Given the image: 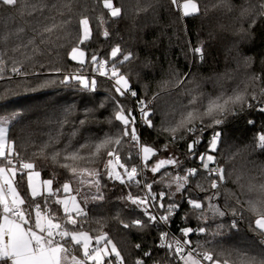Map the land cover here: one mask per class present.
Returning a JSON list of instances; mask_svg holds the SVG:
<instances>
[{
	"label": "trees",
	"instance_id": "obj_1",
	"mask_svg": "<svg viewBox=\"0 0 264 264\" xmlns=\"http://www.w3.org/2000/svg\"><path fill=\"white\" fill-rule=\"evenodd\" d=\"M114 3L122 8L120 18L110 17L107 10L103 9L102 3L98 4L96 0H86V5L85 0H79L75 6L76 18L72 19L71 25L66 26L61 33L59 44L62 46L48 54H38L25 66V71L29 75L15 76L6 73L5 78L0 79V116L20 114L9 126L8 140L15 143V151L21 160L35 163L34 169L40 173L42 179L53 180L54 188L61 187L64 182L73 184L76 179H71L68 172L54 165L50 159L38 155L41 146L48 141L49 134L62 131L61 142L57 145L58 148H62L68 143L71 133L77 129L78 134L73 140L74 146L86 140L103 138L105 133L115 131V124L109 123L114 108L109 98L121 97L115 93L114 85L110 82L100 83V75L97 74L98 71H94L95 66L90 62L94 53H100L98 60L106 58L107 61L116 63L120 71L129 77L138 97L143 93L153 95L162 80H174L173 73L179 76L189 73L188 79L194 83H187L188 88L199 84L202 91L213 92L214 89L219 90L221 86L231 89L241 81H246L252 73L264 69V19L257 16L256 23L250 27L252 17L240 15L242 6H248L258 12L259 0H247V4L245 0H232L234 7L231 11L215 7L217 0H198L201 13L185 18H181V11L171 4L170 0H114ZM149 4L153 7H148ZM85 6L87 11H84ZM145 8L147 11H144ZM80 12L90 17L92 28V38L79 45L87 54L83 65L71 60L68 55L71 47L77 45V21ZM101 15L104 16V23L99 20ZM60 19L61 17L57 16V22ZM5 22L10 29L21 23L18 17L9 20L8 10H3L0 11V33L4 30ZM104 31L109 33L107 37L103 35ZM189 42L192 46L203 42L205 54L202 62L199 56L194 57L189 51ZM117 45L122 52L116 58H112L110 51ZM11 46L10 42L9 47ZM128 52L133 53V59L120 64L119 61ZM249 57L250 66H246L245 61ZM57 68L60 72L55 71ZM76 70L87 75L91 73L95 75V91L81 89L74 81L68 84L60 82L65 75ZM105 83H108L105 85L109 89L108 92L99 90ZM261 86L259 83L255 85L257 92ZM184 93V88H177L171 90V95L162 96L152 117L155 129L140 128L142 141L157 148L166 142L163 134L158 135L161 131V120L158 116L171 110L170 102L187 103ZM102 102L105 104L103 108L99 107ZM122 102L128 107L127 99H123ZM82 120L85 121L83 125L80 124ZM249 120L254 121V124L250 125ZM212 130L208 128L204 133L199 152L206 149ZM215 130L221 132V143L218 145V152L211 154L215 155L218 164L225 168L226 179L214 190L210 187V179L201 171V174L192 180L191 190L184 193L183 199L177 194L176 199L181 207L168 227L179 237L181 233L178 229L181 227L194 229L205 227L207 229L205 233L193 232L188 239L191 241V247L197 251L213 252L214 259L216 253L222 249L225 251L249 249L254 253L259 251L258 236L252 230L255 217L248 211L247 201L255 199L259 193L249 192L248 184L252 177H257L254 183L261 182L258 178L259 169L255 166L264 164V151L255 147V137L258 133L264 132V112L255 106L239 116L229 117L225 124ZM176 145H179L183 152L177 151ZM176 145H173L172 149L183 161V168H199L198 159L186 157V143L181 141ZM120 155L123 162L127 160L128 145L121 148ZM14 162L17 163L15 159ZM96 163L102 169L100 160ZM183 168L180 169L181 174ZM168 171L174 170L169 167ZM25 172L19 169L14 182L18 185L21 195H28V199L31 200L27 193ZM238 176L241 177L240 184L244 185L243 190L235 182ZM147 177L151 182L150 172L147 173ZM156 178L159 179V174H156ZM197 183L200 187L196 186ZM101 186L105 196L102 201L89 199L85 204L82 195L77 196V201L85 213L76 218L78 230H85L93 237L92 245L95 244L97 235L106 234L117 245L127 264H133L144 251L149 250L152 251V258L147 264L164 259L165 250L157 247L160 227L140 230L134 226L129 228L123 226L125 223L131 224V221L137 218H143V214L141 209L130 202L125 203L120 198L126 196L129 191L134 195H142L141 188L135 185L128 188L106 177L101 180ZM153 191L168 192L169 189L155 184ZM213 192H219V195L212 203L225 210L224 216L213 215L208 211L207 198ZM62 193L61 190L58 197ZM232 193L239 196L240 204L236 203ZM189 196L199 199L204 204L206 220L196 218L198 214H194L186 203ZM55 199L56 197H52L49 204L53 210L59 209L55 213L60 218L57 222H63L64 213L60 205L54 204ZM36 202L41 204L43 210L44 198L37 197ZM168 202L166 196L165 204ZM233 209L236 210L235 216L232 214ZM157 211L163 213L162 209ZM233 221L237 224L236 228L231 227ZM214 233L219 234L213 235ZM138 244L140 248L136 247ZM232 258H235V253Z\"/></svg>",
	"mask_w": 264,
	"mask_h": 264
},
{
	"label": "snow or ice",
	"instance_id": "obj_2",
	"mask_svg": "<svg viewBox=\"0 0 264 264\" xmlns=\"http://www.w3.org/2000/svg\"><path fill=\"white\" fill-rule=\"evenodd\" d=\"M79 0H0V11L8 10V19L15 20L17 17L21 23L14 29L8 28L7 22L4 30L0 33V79H4L6 73L15 76H27L25 66L30 63L38 54L44 55L61 47L59 44L61 33L66 26L71 25L72 19L76 18L75 6ZM102 3L103 9L112 18L122 16V8L116 6L114 0H96ZM182 14L181 18L192 17L201 13L198 0H170ZM247 4V0H245ZM86 5V0H85ZM148 7H153L149 4ZM215 7L224 8L231 11L234 7L232 0H217ZM258 12L248 6H242L241 17H252V24L256 23V17L264 19V0H259ZM85 6L84 11H87ZM139 12V9L137 10ZM147 11V8L144 9ZM57 16L61 17L57 22ZM77 21V45L71 47L68 53L71 60L79 61L81 65L85 62V51L79 46L85 44L92 38V28L90 17L83 12L78 14ZM104 23V16L99 17ZM107 37L109 33L104 31ZM55 37V39H53ZM11 42V47L9 43ZM189 51L195 56H199L200 61L204 60L203 42L192 46L189 42ZM122 52L119 45L112 48L111 57L116 58ZM133 53L128 52L123 55L120 64L131 61ZM247 58L246 66H250ZM91 62L95 66L94 71H98L102 76H108L106 70L109 61H100L94 53ZM60 72V69H55ZM34 74V73H33ZM174 80H162L158 90L151 98H139L136 90L132 87L129 77L123 74L116 63H112L110 79L114 80V90L118 97L136 98L133 107H126L117 96L109 99L114 105L113 116L109 120L110 124H115V131L105 133L103 138L73 145V140L78 134V129L71 133L68 143L62 148L57 145L61 142L62 131L49 134V139L40 149L38 155L51 162L70 174L71 179L77 180V187L73 188L70 182H64L61 187L54 188L53 180H44L38 183L35 178L40 173L34 171L36 167L32 161L21 160L15 151V143L9 142V126L17 119L19 113H12L7 116H0V264H127L117 245L113 243L106 234L95 237V247L92 246L93 237L86 231H79L76 217L85 215L84 209L77 201V196L82 194L85 204L89 199L92 201H102L105 199L102 191L101 180L106 177L110 181H118L128 188L135 185L143 189V194H132L128 192L120 199L125 203L130 202L142 210L146 219L137 218L131 224L125 223V228L136 227L140 230H147L157 225L167 229L173 221V216L180 209L181 204L176 199L177 194L184 198V193L191 190V182L201 174V171L210 179L211 189H218L226 179L225 168L218 164L217 157L211 153L218 152V145L221 143V132L215 131L218 126L225 124L229 117L241 115L244 111L252 109L258 105H264V69L258 73H252L246 81H241L231 89L221 86L219 90L204 92L200 85L188 88L190 81L189 73L179 76L172 74ZM10 78V77H9ZM76 82L82 89L95 91L96 80H89L82 73H69L60 81L62 84ZM261 84L259 92L256 91V84ZM184 88L187 103L181 102L179 107H173L165 113V118L161 121V131L165 143L157 148L142 141L137 128V116L134 112L138 109L139 124L148 129H155L153 123L154 109L157 102L164 95H171L172 89ZM105 106L102 102L99 107ZM259 111L264 112V107H259ZM87 115V113H86ZM84 120L80 121L83 125ZM250 125L254 121L249 120ZM208 128L214 129L211 138L207 141V150L199 152L198 148L203 142L204 133ZM255 147L264 151V132L256 137ZM185 142L187 146V156L190 159H198L199 168H183L181 161L172 149L173 145ZM124 145H128V158L122 162L120 151ZM134 152V155H133ZM160 153L165 155L161 156ZM168 153H171L168 155ZM236 155V154H233ZM106 157V159H105ZM14 159L17 163H14ZM100 160L102 169L97 165ZM133 161H138L133 162ZM171 167L174 171L169 172ZM258 167L259 184L253 181L257 177L250 178L248 191H256L259 194L255 199L247 201L248 211L255 217L253 231L257 233V246L259 251L252 252L249 249H233L229 251L220 250L214 254L211 251H197L191 247L188 239L193 232L205 233V227H181L180 237H177L169 230L159 233V244L157 247L164 249L166 259L169 264H264V164ZM183 168V174L180 169ZM18 169L28 170L27 173V193L21 195L18 185L14 182ZM163 170V171H162ZM152 174L149 182L147 173ZM159 174V179L156 178ZM241 177L236 178V183L243 190L244 185L240 184ZM155 184L163 185L169 189L168 192L153 191ZM197 187L200 185L197 183ZM82 187L87 191L81 193ZM92 189H95L93 193ZM63 191L66 195L59 198L58 193ZM75 192L76 195H67ZM219 195L213 192L208 199V211L213 215L224 216L226 214L218 205L212 203ZM237 204L241 201L239 196L232 193ZM169 202L165 204V197ZM37 197H43L45 204L42 210L40 203L36 202ZM56 197L55 205L63 208L65 219L59 221L55 215L59 209L53 210L49 200ZM186 203L194 214H198V220H206L205 206L199 199L189 196ZM34 208V218H33ZM162 209V214H157V210ZM233 216L236 210L233 209ZM72 227L69 228L68 226ZM222 227V226H221ZM232 228L237 224L233 221ZM219 233H214L216 235ZM101 241L103 245L101 246ZM137 248L141 246L136 245ZM200 245H197L199 248ZM78 253H82L78 254ZM233 253L235 258L233 259ZM152 258V251H144L133 264H147ZM153 264H164V260H155Z\"/></svg>",
	"mask_w": 264,
	"mask_h": 264
},
{
	"label": "rangeland",
	"instance_id": "obj_3",
	"mask_svg": "<svg viewBox=\"0 0 264 264\" xmlns=\"http://www.w3.org/2000/svg\"><path fill=\"white\" fill-rule=\"evenodd\" d=\"M183 2V0L182 1H180V3H182ZM82 48V47H81ZM83 49V48H82ZM84 50V49H83ZM85 51V50H84ZM110 53H111V51H110ZM111 56V55H110ZM86 58H87V54H86V51H85V60H86ZM104 60H107L106 58H101L100 59V61H104ZM75 62H78L79 63V61H75ZM114 63V62H113ZM111 66H112V63L111 62H109V64L107 65V68H106V70L108 71V76H102V75H100V73L99 72H97V74H99L100 75V78H101V80H100V83H102V82H110L112 85H114V80L113 79H110V76H111ZM72 73H77V70L75 71V72H72ZM80 73V72H79ZM84 76H86V77H88L89 78V80H91V79H95V75L93 74V73H91L90 75H87L86 73H82ZM106 84H108V83H105L104 84V86H102L101 88H99V90L100 91H102V92H108L109 91V89L107 88V86H105ZM81 88V87H80ZM82 89V88H81ZM146 96V97H145ZM152 97V95H149V94H146V93H143V95L141 96V97H139V98H151ZM123 99H127V101L128 102H126L127 103V105H128V107H133L134 106V104H135V100H136V98H132V97H121V102H122V100ZM171 103V108L170 109H172L173 107H179V104H176L175 102H170ZM175 103V104H174ZM125 106H126V104H125ZM113 111H114V108H113ZM159 117V119L162 121L164 118H165V114H163L162 116H158ZM159 119H158V121H159ZM138 128V132H140V129H139V127H137ZM213 131H214V129L212 130V134H213ZM215 131H217V130H215ZM124 146H126V145H124ZM207 150V147H206V149L203 151V152H205ZM160 155L161 156H163L164 155V153H160ZM122 159V158H121ZM122 162H123V159H122ZM26 172H25V179H26V186H27V183H28V179H27V173H28V170H25ZM34 171H37V170H35L34 169ZM38 172V171H37ZM36 179V181L38 182V183H42L44 180H48V179H42L40 176L38 177V178H35ZM72 187L73 188H76L77 187V180L72 184ZM84 191H87V188L86 187H82V189H81V193H83ZM92 191H93V193L95 192V189H92ZM192 192V191H191ZM195 192H197L196 190H195ZM192 194H194V192L192 193ZM197 194H199L198 192H197ZM66 194L65 193H62V195L59 197V198H64V196H65ZM67 195H76V193H70V194H67ZM82 195V194H81ZM80 195V196H81ZM201 195V194H200ZM82 197V196H81ZM91 200V199H90ZM61 209H62V211H63V208H62V206H61ZM238 215H239V213H238ZM77 218V217H76ZM233 223V222H232ZM78 230V229H77ZM79 231H85V230H79ZM98 236V235H97ZM110 239V238H109ZM103 245V241H101V246ZM93 247H95L96 245L94 244V245H92ZM78 254H81L82 255V253H78Z\"/></svg>",
	"mask_w": 264,
	"mask_h": 264
},
{
	"label": "built area",
	"instance_id": "obj_4",
	"mask_svg": "<svg viewBox=\"0 0 264 264\" xmlns=\"http://www.w3.org/2000/svg\"><path fill=\"white\" fill-rule=\"evenodd\" d=\"M258 108L259 107H264V105H258L257 106ZM134 114L137 116V121H138V123H137V127H139V129L142 127L140 124H139V112H138V109L134 112ZM139 134H140V132H139ZM259 134V133H258ZM257 134V135H258ZM212 136V135H211ZM211 136H210V138H211ZM209 138V139H210ZM175 148H176V150L177 151H179V152H183V150H182V148L179 146V145H176L175 146ZM186 157H187V155H186ZM15 163V162H14ZM190 168V167H189ZM116 182H118V181H116ZM119 183V182H118ZM120 184V183H119ZM141 191H142V194H143V189L141 188ZM160 191H158V192H156V193H159ZM187 200V199H186ZM157 214L159 215V214H162V213H159L158 211H157ZM142 218V217H141ZM142 219H146V217H144L143 216V218ZM158 227H160L161 228V231H163V230H169V231H171L172 232V230L167 226V229H165V228H163V227H161V226H159V225H157ZM173 233V232H172ZM174 235H176L175 233H173ZM177 236V235H176ZM177 237H179V236H177ZM158 244H159V240H158ZM200 252H202V251H200ZM137 259V258H136ZM135 259V260H136ZM164 260V264H169V262H168V260L166 259V258H164L163 259ZM150 264H153V262L152 263H150ZM205 264H211V262H205Z\"/></svg>",
	"mask_w": 264,
	"mask_h": 264
},
{
	"label": "water",
	"instance_id": "obj_5",
	"mask_svg": "<svg viewBox=\"0 0 264 264\" xmlns=\"http://www.w3.org/2000/svg\"><path fill=\"white\" fill-rule=\"evenodd\" d=\"M96 55H97V58L100 57V53H97ZM90 62H91V58H90ZM91 63H92V62H91Z\"/></svg>",
	"mask_w": 264,
	"mask_h": 264
},
{
	"label": "crops",
	"instance_id": "obj_6",
	"mask_svg": "<svg viewBox=\"0 0 264 264\" xmlns=\"http://www.w3.org/2000/svg\"><path fill=\"white\" fill-rule=\"evenodd\" d=\"M18 171H19V169H18ZM18 171H17V172H18ZM14 178H15V177H13V180H14ZM29 195H30V194H29ZM33 214L35 215V212H34V211H33ZM34 215H33V217H34Z\"/></svg>",
	"mask_w": 264,
	"mask_h": 264
}]
</instances>
